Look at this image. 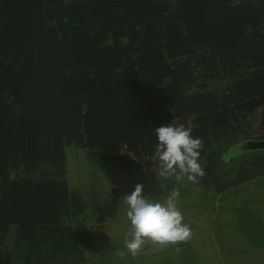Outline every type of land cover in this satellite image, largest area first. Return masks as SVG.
I'll return each mask as SVG.
<instances>
[{
  "label": "trees",
  "instance_id": "obj_1",
  "mask_svg": "<svg viewBox=\"0 0 264 264\" xmlns=\"http://www.w3.org/2000/svg\"><path fill=\"white\" fill-rule=\"evenodd\" d=\"M259 108L264 0H0V264H89L68 148L118 173L106 157L151 159L154 129L194 116L200 184L225 192L264 165L235 182L240 165L222 161L264 140L250 130ZM247 143L233 160L264 153Z\"/></svg>",
  "mask_w": 264,
  "mask_h": 264
},
{
  "label": "rangeland",
  "instance_id": "obj_2",
  "mask_svg": "<svg viewBox=\"0 0 264 264\" xmlns=\"http://www.w3.org/2000/svg\"><path fill=\"white\" fill-rule=\"evenodd\" d=\"M263 112L264 108H259L251 116L253 137L264 135ZM194 120V116L188 122L176 119L167 125L176 123L191 128ZM89 153L75 146L67 150L70 187L86 199V211L80 218L95 234L85 250L89 264H264V165L262 169L252 166V178L245 184L219 193L213 187H202L199 177L196 183L186 177L180 181L175 177L159 178V165L149 156L141 161L124 151L130 161L106 157L123 168L110 173L93 166ZM263 156L259 152L232 160L240 165L231 174L233 181L237 180L241 165ZM137 162H142V166L136 168ZM198 162L204 168L206 158L200 157ZM137 184L143 185L145 197L154 200L166 199L173 190L179 192L177 207L185 217L183 223L191 228L188 241L177 245L148 242L135 255L128 251L125 241L131 239V225L122 197L130 195ZM94 198L102 203L104 213L96 211Z\"/></svg>",
  "mask_w": 264,
  "mask_h": 264
},
{
  "label": "clouds",
  "instance_id": "obj_3",
  "mask_svg": "<svg viewBox=\"0 0 264 264\" xmlns=\"http://www.w3.org/2000/svg\"><path fill=\"white\" fill-rule=\"evenodd\" d=\"M154 132L157 144L151 160L159 165V178L175 177L176 181H180L186 177L188 181L196 183L198 177L206 175L198 162L204 143L201 138L191 135V128L173 123L155 128ZM246 143L239 141L229 147L222 155L223 163L229 164L242 155ZM179 195L178 191L173 190L166 199L154 200L145 197L143 185L137 184L130 195L122 197L131 225V239L125 241L129 252L135 255L148 242L177 245L190 239L191 228L183 223L185 217L177 207Z\"/></svg>",
  "mask_w": 264,
  "mask_h": 264
},
{
  "label": "water",
  "instance_id": "obj_4",
  "mask_svg": "<svg viewBox=\"0 0 264 264\" xmlns=\"http://www.w3.org/2000/svg\"><path fill=\"white\" fill-rule=\"evenodd\" d=\"M248 147L256 150H264V140L250 141Z\"/></svg>",
  "mask_w": 264,
  "mask_h": 264
}]
</instances>
